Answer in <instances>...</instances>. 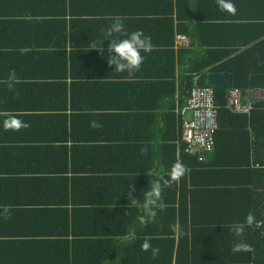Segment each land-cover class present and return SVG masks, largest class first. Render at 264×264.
I'll return each instance as SVG.
<instances>
[{
	"label": "trees",
	"instance_id": "1",
	"mask_svg": "<svg viewBox=\"0 0 264 264\" xmlns=\"http://www.w3.org/2000/svg\"><path fill=\"white\" fill-rule=\"evenodd\" d=\"M68 2L69 16H74L77 14L74 11L76 7L71 0ZM80 22L85 26H93L92 21ZM171 23L173 22L168 19L163 20L162 36L153 43L164 48L157 52L159 64L162 66L161 73L156 75L154 70L150 69V74H154L150 77L158 78L154 81L117 80L119 78L116 77L121 76L116 75L114 67H109L107 49H104L103 55L91 50V42L98 46L100 43L98 41L102 40H98L94 35L91 37L92 40L77 35V19L70 20L68 27L65 21L54 25L50 22L47 25V29L44 30L48 32L50 38L49 46L52 47L50 51L18 55L21 81L42 79L39 83H49L43 85L50 86L51 101L47 107L37 102V106L25 108L27 111L41 107L45 116L29 118L23 115L25 113H20L19 128L36 130L29 125L31 121L41 124L38 127H50L48 136L40 139L47 140L48 143L25 149L33 150L29 152L32 159L38 157L49 160L52 165L51 169L48 168L49 173L60 176L56 178L60 191L58 201L51 199L50 202L62 205L57 222L55 221L58 214L46 219V222L55 224L54 228L56 226L57 229L62 228L58 232L60 238L43 242L40 240L22 242L28 248L43 244V256L50 255L49 260L45 258L46 262L35 261L31 262L32 264H105L96 258L90 262L77 260V248L80 244L78 238H81L79 236L94 237L96 234L97 238H100V235L113 236L115 259L110 262L111 264H194L193 257L197 254L198 247L196 240L189 239L188 233V196L187 191L185 192L187 175L178 183L164 189L163 202L167 208L161 211L154 207L153 210L156 212L154 219L147 209L132 205L128 206L129 214H126L127 185L134 182L136 188L134 195L139 196L142 190L147 188L150 179H158L149 173L155 167L156 160L162 166V177L159 179L167 177L176 161H182L190 171L206 168L207 166L203 164L219 147L225 130L230 129L235 133L228 136V139L239 136L244 143L245 159L240 165V170L249 175L251 188L246 189V193L241 191L238 195L230 196L226 201L233 200L235 204L231 206H236L239 211L244 207L249 209L245 213L238 212L235 208L234 216H238L234 220L235 223L243 222L249 212L255 215L256 221H263L264 172L253 168L252 165L264 164V103L251 99L254 108L248 116L231 113L225 106L229 90L238 89L246 95L247 90L263 88L264 83L259 84L256 81V71L248 68L237 69L232 66L234 62L227 61L224 67L207 70V66H213L215 60L203 59L198 68H188L191 70L181 72L176 99L177 87L174 81L176 53L171 49L175 34ZM166 28H169L167 34ZM105 44L103 42L101 46ZM67 48L70 49L69 52ZM185 52L186 49L180 50L178 56L181 57ZM142 55H145L147 67L148 64L154 65L152 55L144 53ZM242 57L245 58V64H248L250 57L245 54L237 58ZM29 65L34 68L28 69ZM35 71L40 72V75L29 74ZM148 71L142 76H148ZM209 74H229L232 82L229 85L212 86L219 106V129L215 135V149L192 156L185 150L186 146L181 139L183 123L181 111L186 105L188 92L195 87L211 86L207 83ZM21 87L23 88H20V95L25 94L27 97L25 95L20 97L19 102L27 101L29 93L33 91L32 88L38 89L39 86L34 84ZM154 96L168 100L164 105L166 111L162 118L163 127L151 134L152 136L145 137L141 130L146 127L147 129L157 127L158 122L151 113H137L135 108H153ZM22 104L24 103H19ZM92 121L98 122L102 127H90ZM22 123L28 127H22ZM33 135L35 137L36 132ZM19 139L24 138L20 135ZM157 139L162 142L158 149L147 144ZM28 140L39 139L30 136ZM142 148L147 149L144 155L141 154ZM216 207H221L219 201ZM141 216L146 222L140 221ZM80 217L85 218L87 226L93 224L98 229L92 233L83 229L84 227L77 229ZM137 223L142 225L138 227ZM246 230L249 231L248 243L255 248V253L243 252L246 259L238 264H264V224L258 229L253 225ZM126 236L131 237L124 240ZM146 236L151 238L153 247L160 249L161 260L157 258L151 260V251L141 250L142 239ZM213 248L212 251H218L223 255L240 256L239 253L231 251L232 246H225V253L220 250V246Z\"/></svg>",
	"mask_w": 264,
	"mask_h": 264
},
{
	"label": "crops",
	"instance_id": "2",
	"mask_svg": "<svg viewBox=\"0 0 264 264\" xmlns=\"http://www.w3.org/2000/svg\"><path fill=\"white\" fill-rule=\"evenodd\" d=\"M232 2L237 9L234 15L219 10L216 0H71L77 14L69 16L68 0H0V264L46 262L45 258L49 260L50 255L43 256V244L28 248L22 242L58 239L61 237L58 232L62 229H57L58 226L54 228L55 224L46 222V219L54 214H58L55 222L59 220L62 205L50 201L51 199L58 201L60 191L56 178L60 176L49 173L48 168L52 167L49 160L38 157L32 159L29 152L33 150L25 149L48 143L49 141L40 139L48 136L50 127H38L41 124L31 121L29 125L36 130L19 128L20 113H25L23 115L29 118L45 116L41 107L27 111L25 108L37 106V102L47 107L51 101L50 86L43 85L49 83H39L42 79L21 81L18 55L40 54L52 49L49 46L48 32L44 30L50 22L54 25L65 21L68 27L70 20L77 19V35L89 39L94 35L98 40H103V29L111 25L113 18L119 17L123 20L127 32L142 30L151 37L152 43H155V39H160L162 36L163 20L168 19L173 22L171 26H174L175 34L171 49L176 53L174 78L177 87L176 99L181 72L186 69L191 70L188 68H198L203 59L215 60V64L207 66V70L224 67L227 61L234 62L232 66L237 69L248 68L256 71V81L259 84L264 83V0H232ZM80 21H92L93 26L86 25L89 26L86 27ZM41 26L42 30H40ZM168 32L169 28H166L165 33ZM178 34L186 35L190 39L188 47L176 48ZM104 43L105 46L101 47L107 49L109 41ZM154 46V50L148 54L152 55L154 65L148 64L147 67L144 60L140 70L131 78L126 72L115 71L116 75L121 76L116 77L119 78L117 80L158 79L154 76L150 77L154 75L150 74V69H153L156 75L161 73L162 66L159 64L157 52L164 48L156 44ZM67 49L69 52L70 49ZM182 49H186L187 52L179 57L178 53ZM245 54L250 57L248 64H245L244 57L237 58ZM40 67L43 69L42 65ZM30 68L34 67L29 65L28 69ZM12 70L16 72L17 82L14 88L9 90L7 81ZM147 71L148 76H142L146 75ZM29 74L40 75V72ZM34 84L39 86L38 89L32 88L28 100L19 102L20 97L25 95H20V88H23L21 86ZM246 95L255 102L264 103V87L247 90ZM152 100L153 108H135L137 113H151L158 122L157 127L148 129L146 127L141 130V134L145 137L152 136L151 134L163 127L162 118L166 111L164 105L168 102L160 96H154ZM19 103L24 104L19 105ZM232 131L234 130H225L219 147L203 164L207 166L206 168L189 170L187 174L185 192L187 191L188 196V233L189 239L196 240L198 247V252L193 257L194 264H238L246 259L243 252L239 253V257H234L212 251L214 246H220V250L225 253V246H232L237 239L229 230V225L235 223L234 220L238 218L234 216L235 208L238 212L249 211L247 207L240 208L239 211L236 206H231L235 204L233 200L226 201L230 196L251 188L249 175L240 170V165L245 159L244 143L239 136L228 139V136L235 133ZM19 134L24 138L23 140L19 139ZM30 136L39 140L30 141L28 140ZM251 140L252 138L250 142ZM147 144L158 149L162 142L157 139ZM159 166L161 165L156 160L155 167L149 172L158 179L162 177V166ZM218 201L221 205L219 208L216 207ZM140 225L142 224L137 223L138 227ZM80 227L91 233L98 229L93 224L87 226L83 217H80L77 223V229ZM96 235L79 236L81 238H78L80 244L77 248V260L90 262L96 258L105 264H111L110 262L115 259L113 236L100 235V238H97ZM130 237L126 236L123 239ZM177 239L178 236L176 241ZM243 239L249 242L248 230H245ZM156 258L161 260L162 253L159 252ZM150 259L152 260L153 257Z\"/></svg>",
	"mask_w": 264,
	"mask_h": 264
},
{
	"label": "clouds",
	"instance_id": "3",
	"mask_svg": "<svg viewBox=\"0 0 264 264\" xmlns=\"http://www.w3.org/2000/svg\"><path fill=\"white\" fill-rule=\"evenodd\" d=\"M216 4L219 10L226 11L234 15L237 11L235 4L232 0H216ZM104 39L100 41L97 46L94 42H91V50L98 51L101 55L104 54V49L101 47L104 41H109L107 47V63L109 67H114V71L119 73H127L129 78L135 75L141 68L145 60L144 54H150L155 46L152 43L150 36L146 35L142 30H135L127 32L123 20L119 17L113 18V22L106 29H103ZM17 82V76L15 70L10 71L7 81L9 90H12ZM22 127H28L27 124L21 125ZM92 128L102 127L96 121L90 123ZM147 153L146 148L141 149V154ZM189 172L188 167L182 161H176L171 166L166 178L152 180L150 179L146 189L142 190L139 196H135L136 192L134 182L127 185V210L128 206L132 205L137 208H145L149 214L155 218L156 212L153 210L155 207L161 211L166 210L167 205L163 202V191L165 188H169L173 183H178ZM142 197V198H141ZM140 221L146 222L143 216L139 217ZM255 215L251 212L247 214L243 222H237L229 225V230L237 238L231 248L233 253L247 252L255 253V248L247 243L243 237L246 228L252 227L256 224ZM141 250L144 252L151 251L153 259H155L160 252L158 247H153L150 237H143L141 242Z\"/></svg>",
	"mask_w": 264,
	"mask_h": 264
},
{
	"label": "built area",
	"instance_id": "4",
	"mask_svg": "<svg viewBox=\"0 0 264 264\" xmlns=\"http://www.w3.org/2000/svg\"><path fill=\"white\" fill-rule=\"evenodd\" d=\"M189 44L190 39L186 35L176 36V48L188 47ZM225 108L231 113L248 116L254 107L253 101L247 95H243L238 89H231L226 96ZM218 110L215 89L212 86L195 87L189 92L187 104L181 111V139L188 154L196 156L200 152L215 149V135L219 129ZM252 167L264 172V164L253 163ZM263 224L264 219L257 221L254 226L258 229Z\"/></svg>",
	"mask_w": 264,
	"mask_h": 264
},
{
	"label": "water",
	"instance_id": "5",
	"mask_svg": "<svg viewBox=\"0 0 264 264\" xmlns=\"http://www.w3.org/2000/svg\"><path fill=\"white\" fill-rule=\"evenodd\" d=\"M232 78L229 74H209L208 84L211 86L229 85Z\"/></svg>",
	"mask_w": 264,
	"mask_h": 264
}]
</instances>
